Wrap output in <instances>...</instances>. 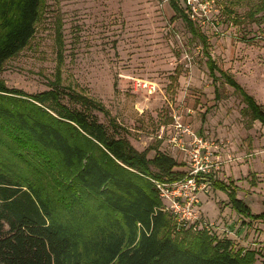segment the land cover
<instances>
[{
	"label": "rangeland",
	"instance_id": "rangeland-1",
	"mask_svg": "<svg viewBox=\"0 0 264 264\" xmlns=\"http://www.w3.org/2000/svg\"><path fill=\"white\" fill-rule=\"evenodd\" d=\"M178 2L206 35L208 46L192 36L168 0H42L34 35L0 71V83L8 89L0 90V100L34 103L32 96L53 92L59 104L83 112L85 107L69 93L82 94L101 106L84 113L96 117L109 135L125 138L137 150L156 147L186 171L188 157L168 141L177 117L222 142L224 162L215 177L229 182L227 188L251 213H260L264 124L250 119L238 91L222 78L212 79L205 49L264 109V0H192L193 17L187 2ZM162 125L165 135L158 138ZM27 139L0 134V168L20 179L46 181L60 194L77 188L76 172ZM206 189L198 193L194 208L201 221L214 223L218 232L225 227L232 248L255 250L259 263L264 221L240 215L226 191L212 185Z\"/></svg>",
	"mask_w": 264,
	"mask_h": 264
},
{
	"label": "trees",
	"instance_id": "trees-1",
	"mask_svg": "<svg viewBox=\"0 0 264 264\" xmlns=\"http://www.w3.org/2000/svg\"><path fill=\"white\" fill-rule=\"evenodd\" d=\"M41 1L0 0V71L34 35ZM168 3L192 36L208 46L178 0ZM205 50L212 79L222 78L238 91L250 119L264 124L262 106ZM0 90H8L2 82ZM69 94L85 107L83 112L59 104L53 92L32 96L34 103L0 100V134L24 135L54 154L62 167L76 172L77 185L60 194L46 181L20 179L0 168V264H264V255L256 263L255 250H235L230 239L204 230H177L153 180L182 179L186 171L178 168L183 163L156 147L137 150L125 138L112 137L96 117L84 113L101 106L82 94ZM151 148L155 152L148 157ZM212 186L226 191L240 215L264 221V211L251 213L227 188L229 182L214 180Z\"/></svg>",
	"mask_w": 264,
	"mask_h": 264
},
{
	"label": "built area",
	"instance_id": "built-area-1",
	"mask_svg": "<svg viewBox=\"0 0 264 264\" xmlns=\"http://www.w3.org/2000/svg\"><path fill=\"white\" fill-rule=\"evenodd\" d=\"M184 1L187 2L189 11L192 10L191 16L193 17L195 8L191 5L192 0ZM208 1L206 0V2ZM170 125L173 126L174 131L173 133L169 132L168 141L186 154L189 169L186 170V175L182 179L172 183L153 180L159 191L163 210L172 215L176 221L177 230L182 227L195 233L204 230L210 235L224 239L225 227L220 228L219 232L223 235H219L214 223L201 221L200 215L194 209L195 203L198 202V193L207 191L206 186L212 185V181L217 180L216 171L224 162L222 159V147L224 146L221 141L209 139L194 131L177 117H174V122ZM164 130L165 126L162 125L158 138H162Z\"/></svg>",
	"mask_w": 264,
	"mask_h": 264
}]
</instances>
